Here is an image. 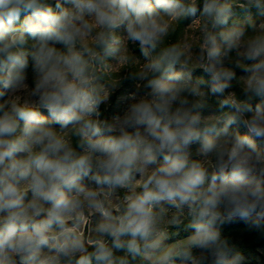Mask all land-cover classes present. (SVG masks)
<instances>
[{
    "label": "clouds",
    "instance_id": "clouds-1",
    "mask_svg": "<svg viewBox=\"0 0 264 264\" xmlns=\"http://www.w3.org/2000/svg\"><path fill=\"white\" fill-rule=\"evenodd\" d=\"M230 14L220 0H0V264H228L220 227H264V22L216 33ZM188 17L208 81L189 43L161 47ZM120 29L145 90L101 119ZM234 69L242 98L225 96ZM209 94L230 112L207 118Z\"/></svg>",
    "mask_w": 264,
    "mask_h": 264
},
{
    "label": "rangeland",
    "instance_id": "rangeland-1",
    "mask_svg": "<svg viewBox=\"0 0 264 264\" xmlns=\"http://www.w3.org/2000/svg\"><path fill=\"white\" fill-rule=\"evenodd\" d=\"M220 2L222 5L231 9V14L228 25L215 29L216 33L234 27L244 30L247 35L258 31L261 22H264V0H220ZM202 3L203 0L199 5H202ZM197 15L202 24L203 17H201L199 13ZM177 23L178 21L174 22L173 27L177 26L178 43L187 42L191 45L192 59L189 63V68L196 69L193 74L196 72L200 74L193 77V79H203L208 81L210 79L209 75L202 69H199L197 61V57L201 55V24L196 23V18H192L188 22L179 26ZM116 35L120 38L121 45L119 46L118 51L106 60L107 67L103 70L105 75L99 77L98 81L104 90L110 94V102L101 105V119H111L113 116L122 114L129 103V95L133 92L141 93L145 90L143 87L145 83L144 81L131 79V77L138 75L141 70V65L145 63L141 56L139 45L127 41L123 29L118 30ZM121 55L127 56L128 59L126 61L121 60ZM225 66L229 68L233 67V65L228 62L225 63ZM177 70H179V66L177 67ZM234 70L236 71V79L232 81V88L225 93V96L234 92L238 97L242 98L241 93L238 90L243 88V77L245 76V73L242 70ZM29 78L31 80V67H29ZM137 85H139V87H137ZM202 90L207 92V85H204ZM213 99L220 102L221 97L209 94L205 98V104H209ZM40 112L41 115L48 116L46 110L40 109ZM228 112H230L229 109L220 111L209 105L206 108L204 115L207 118L212 119L220 117ZM240 131L244 132L246 130L241 127ZM256 144L258 147L264 149V144H262L261 141L256 140ZM193 158L198 157L193 155ZM120 195L123 196L124 193L121 192ZM229 254L234 257H242L243 264H264V246H259L254 251L240 252L233 245L230 248Z\"/></svg>",
    "mask_w": 264,
    "mask_h": 264
},
{
    "label": "trees",
    "instance_id": "trees-1",
    "mask_svg": "<svg viewBox=\"0 0 264 264\" xmlns=\"http://www.w3.org/2000/svg\"><path fill=\"white\" fill-rule=\"evenodd\" d=\"M51 3V0H49ZM202 2V0L198 1V5ZM239 8V7H234ZM193 17H188L186 19H182L178 21V26L182 25L189 20H191ZM31 43V41H30ZM178 43L177 41V26L173 27L170 31L168 36L165 38L164 44L161 45V47H165L171 44ZM240 70V69H236ZM99 77L104 76V72L101 71L98 73ZM200 75L197 72L193 74V77ZM241 90H238L241 93ZM211 105L213 108L219 109V101L218 100H211L209 104H206L208 107ZM206 107V108H207ZM241 134H247L246 131L242 132ZM187 224V221L184 220L181 224L175 226L170 231V235H174V240L184 237V233L180 232V229L184 227ZM220 239L221 241L226 244V247L228 250H230L231 246H235L237 250L240 252H250L254 251L259 246H264V227H261L259 229L254 228L250 223L245 222L240 219H235L231 222L223 224L222 227H220ZM176 233H179V235H175ZM201 264H209L208 261H201ZM228 264H243L242 261H238L236 257L229 254L228 256Z\"/></svg>",
    "mask_w": 264,
    "mask_h": 264
},
{
    "label": "crops",
    "instance_id": "crops-1",
    "mask_svg": "<svg viewBox=\"0 0 264 264\" xmlns=\"http://www.w3.org/2000/svg\"><path fill=\"white\" fill-rule=\"evenodd\" d=\"M183 238H184V237L179 238V239H175V240H173V241H171V242H176V241L182 240Z\"/></svg>",
    "mask_w": 264,
    "mask_h": 264
}]
</instances>
